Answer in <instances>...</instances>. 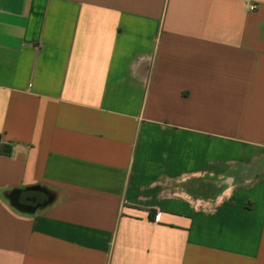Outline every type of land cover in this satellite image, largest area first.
I'll use <instances>...</instances> for the list:
<instances>
[{
    "label": "crops",
    "instance_id": "crops-1",
    "mask_svg": "<svg viewBox=\"0 0 264 264\" xmlns=\"http://www.w3.org/2000/svg\"><path fill=\"white\" fill-rule=\"evenodd\" d=\"M0 264H264V0H0Z\"/></svg>",
    "mask_w": 264,
    "mask_h": 264
},
{
    "label": "trees",
    "instance_id": "trees-1",
    "mask_svg": "<svg viewBox=\"0 0 264 264\" xmlns=\"http://www.w3.org/2000/svg\"><path fill=\"white\" fill-rule=\"evenodd\" d=\"M1 151H2L3 153H5V154H9V153H10V152L8 151V149H7L4 145L1 146Z\"/></svg>",
    "mask_w": 264,
    "mask_h": 264
},
{
    "label": "built area",
    "instance_id": "built-area-1",
    "mask_svg": "<svg viewBox=\"0 0 264 264\" xmlns=\"http://www.w3.org/2000/svg\"><path fill=\"white\" fill-rule=\"evenodd\" d=\"M256 6L255 5H249L250 10H255Z\"/></svg>",
    "mask_w": 264,
    "mask_h": 264
}]
</instances>
